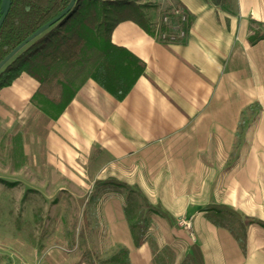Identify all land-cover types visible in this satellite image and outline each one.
I'll use <instances>...</instances> for the list:
<instances>
[{"label": "crops", "instance_id": "obj_1", "mask_svg": "<svg viewBox=\"0 0 264 264\" xmlns=\"http://www.w3.org/2000/svg\"><path fill=\"white\" fill-rule=\"evenodd\" d=\"M162 1L146 11L152 33L130 21L112 32V42L144 64L123 100L88 79L54 119L32 102V78L0 89V179L7 161L21 168L27 160L29 176L46 181L28 187L40 200L31 203L40 211L31 264H120L114 256L157 264L163 248L170 254L159 262L179 264L193 245L204 264H264V227L248 224L241 246L210 210L264 222V0H235L234 13L206 0ZM173 2L188 13L189 28L184 39L165 42L156 28ZM107 179L160 205L174 225ZM7 189L0 183V219ZM132 225L145 227L141 237Z\"/></svg>", "mask_w": 264, "mask_h": 264}, {"label": "trees", "instance_id": "obj_2", "mask_svg": "<svg viewBox=\"0 0 264 264\" xmlns=\"http://www.w3.org/2000/svg\"><path fill=\"white\" fill-rule=\"evenodd\" d=\"M206 2L219 10L231 13L236 10L235 0ZM172 7L185 12L177 2H173ZM4 9L1 1L0 20ZM147 10L148 6L138 0H11L0 27V62L27 37L45 29L0 68V89L11 86L23 75L32 78L38 84L32 102L54 119L62 114L80 85L88 79L116 100H123L143 74L144 64L126 48L115 45L112 32L118 24L130 21L152 33ZM174 22L172 20V24ZM161 30L167 29L162 26ZM257 39L252 36L249 42ZM104 183L134 192L145 210L174 225V219L166 210L160 205H151L136 189L115 179H107ZM210 210L214 212L217 223L232 231L241 246L248 224L264 227L263 221L246 218L226 207ZM125 211L127 214L128 210ZM131 227L137 238L144 233L145 227ZM135 244L139 246V241L136 240ZM119 253L124 255L126 251L119 249ZM169 254V249L163 248L156 256L157 264H161L159 261ZM111 260L122 264V259L119 261L117 256ZM179 264H204L200 249L193 245Z\"/></svg>", "mask_w": 264, "mask_h": 264}, {"label": "rangeland", "instance_id": "obj_3", "mask_svg": "<svg viewBox=\"0 0 264 264\" xmlns=\"http://www.w3.org/2000/svg\"><path fill=\"white\" fill-rule=\"evenodd\" d=\"M138 1L147 5L151 10L157 9L163 2L162 0ZM17 105L19 106V103ZM13 130L11 132L15 133ZM23 163L25 164H20L23 165L21 168L10 161L3 165L7 171L0 179V183L6 185L8 189L7 193L2 195L6 198V202L4 219H0L3 225L0 230V264H31L32 223L37 218V212H40L33 210L34 207L31 206V203L39 205L40 200L37 195L30 193L28 187L31 186L32 181L38 182V184H46V181L45 179H32L29 176V161L26 160ZM132 208L133 205L128 204L129 212L132 211ZM38 216H41V213H38Z\"/></svg>", "mask_w": 264, "mask_h": 264}, {"label": "built area", "instance_id": "obj_4", "mask_svg": "<svg viewBox=\"0 0 264 264\" xmlns=\"http://www.w3.org/2000/svg\"><path fill=\"white\" fill-rule=\"evenodd\" d=\"M172 20L175 21L172 24ZM188 15L178 7H172L165 11L156 28L158 37L165 42H175L186 37L189 24ZM165 26L167 30H161ZM178 225L186 230L189 234L192 233V225L190 219H179Z\"/></svg>", "mask_w": 264, "mask_h": 264}, {"label": "water", "instance_id": "obj_5", "mask_svg": "<svg viewBox=\"0 0 264 264\" xmlns=\"http://www.w3.org/2000/svg\"><path fill=\"white\" fill-rule=\"evenodd\" d=\"M3 1L4 3V13L2 15V18L0 20V27L6 17V14L8 12L9 6H10V1L11 0H0V2ZM45 29L42 28L39 31L35 32L34 34L30 35L27 37L25 40H23L18 46H16L1 62H0V68L19 50L21 49L25 44H27L29 41H31L37 34L41 33Z\"/></svg>", "mask_w": 264, "mask_h": 264}]
</instances>
